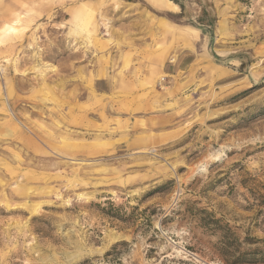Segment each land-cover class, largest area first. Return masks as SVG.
<instances>
[{"label": "rangeland", "instance_id": "374dc122", "mask_svg": "<svg viewBox=\"0 0 264 264\" xmlns=\"http://www.w3.org/2000/svg\"><path fill=\"white\" fill-rule=\"evenodd\" d=\"M180 1L0 0V264H264V0Z\"/></svg>", "mask_w": 264, "mask_h": 264}, {"label": "bare ground", "instance_id": "6f19581e", "mask_svg": "<svg viewBox=\"0 0 264 264\" xmlns=\"http://www.w3.org/2000/svg\"><path fill=\"white\" fill-rule=\"evenodd\" d=\"M148 1H150V2H152V3H154L155 5H157V6H166V7H168V8H170V9H172V10H176V9H178V6L173 2V1H171V0H148ZM102 3H104V2H102V1H100V2H98V4H95V6L94 7H96V6H99V5H102ZM79 12H80V10H79ZM78 11H77V14L79 13ZM76 14V15H77ZM83 15L82 14H79L78 16H77V18L75 19V21H76V23H77V21H78V19H79V21H80V19H83ZM85 21V20H84ZM20 23V21L19 20H16L15 22H14V26H17L18 24ZM37 26V25H36ZM6 31H10V30H14V27H13V25H9V26H7L6 28ZM72 33H75V34H78V32L76 31V29H74L73 31H72ZM70 34V33H69ZM78 37V36H77ZM38 45V44H37ZM88 46V45H87ZM90 59V58H89ZM42 67V66H41ZM46 69V68H45ZM26 72V71H25ZM20 82V81H19ZM8 104V103H7Z\"/></svg>", "mask_w": 264, "mask_h": 264}, {"label": "crops", "instance_id": "0c3cea01", "mask_svg": "<svg viewBox=\"0 0 264 264\" xmlns=\"http://www.w3.org/2000/svg\"><path fill=\"white\" fill-rule=\"evenodd\" d=\"M12 1H14V0H12ZM19 15H20V13H15L9 22L4 23V25L1 27V30H0L1 35H5V32H7L5 28L7 26H9V25L14 26V22L19 18ZM8 35H13V33H9Z\"/></svg>", "mask_w": 264, "mask_h": 264}, {"label": "trees", "instance_id": "16d2710c", "mask_svg": "<svg viewBox=\"0 0 264 264\" xmlns=\"http://www.w3.org/2000/svg\"><path fill=\"white\" fill-rule=\"evenodd\" d=\"M174 3L178 4L181 8H183V5L180 0H172Z\"/></svg>", "mask_w": 264, "mask_h": 264}]
</instances>
